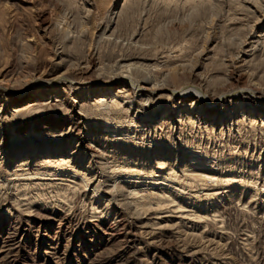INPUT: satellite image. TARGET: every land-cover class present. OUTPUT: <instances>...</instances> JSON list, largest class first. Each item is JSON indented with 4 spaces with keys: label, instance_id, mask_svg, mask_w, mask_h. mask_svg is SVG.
I'll return each mask as SVG.
<instances>
[{
    "label": "rangeland",
    "instance_id": "rangeland-1",
    "mask_svg": "<svg viewBox=\"0 0 264 264\" xmlns=\"http://www.w3.org/2000/svg\"><path fill=\"white\" fill-rule=\"evenodd\" d=\"M126 5L96 42L101 0H0V264H264V0ZM129 63L147 86L258 99L102 96Z\"/></svg>",
    "mask_w": 264,
    "mask_h": 264
},
{
    "label": "bare ground",
    "instance_id": "bare-ground-1",
    "mask_svg": "<svg viewBox=\"0 0 264 264\" xmlns=\"http://www.w3.org/2000/svg\"><path fill=\"white\" fill-rule=\"evenodd\" d=\"M130 1L131 0H123V2L120 1L122 3L119 4V3H117V0H101V6L100 7L103 9V13L106 16V19L104 22L106 24H104L103 28L98 30V33L96 35V42L102 38V36L105 34V32H107V28L109 26L108 23H110L113 20H114L113 22H115V21H119V20L123 19L124 15H126L124 13L125 12L124 8L128 6V5H126L128 2H129V7H130ZM126 9H129V8L127 7ZM99 10H101V9H99ZM90 12H91L90 9L86 10V14H85L86 17L89 16ZM253 38H254V40L256 39V43L258 41H261V40L263 41L264 30L261 31L256 36H254ZM257 44H259V42ZM94 50H95V48H94ZM94 50H90L87 54V58H88V65L86 66V67H88L87 69H90L92 66H94V64H93L94 57H95V51ZM86 71L85 70L81 71V69L77 70V71H71V72L65 71V72L55 76L51 81H43L42 80L40 82H44L45 84H48L50 86L49 87L50 91L51 90H57L58 86H61V85L67 86V87H73V86L79 87V85L84 82V76H86V74H85ZM130 72H138V73H140V72L144 73L145 72V73H147V72H149V70L147 69V66H144L142 64H137V63H129L126 65L120 66L118 68L117 72L115 74H113L108 81L105 80L106 82H103L104 81L103 80V81L98 82V83H101V85L103 86L102 87V90H103L102 96L107 95L109 92L113 91L117 85L121 84L120 90L117 91L115 94V97L121 98L120 100L125 99L126 98V97H124V96H126L125 93H127L130 90L136 91L140 96L155 97V96H166L167 95V96H171L174 99H178V100H182L183 98L190 97V98H192V100H196V99L201 100V102L204 105H208V106L217 105L221 101H223L227 98L228 99L234 98L243 92L247 93L253 99H258V97H257L258 92L256 90H253L252 88H244L243 87L242 89H238L237 91H231V92L224 93V94L220 95L218 98H216L215 100H210V98L199 87H183V88H179V89H169L165 85H161V84L160 85H156V84L152 85L151 84V86H147V84L141 80L132 79V77H130V75H129ZM96 81H93V80L89 81L87 83L88 84L87 86L94 85L96 83ZM7 91H8V89H7ZM11 94H12V97H14L13 95H16L15 96L16 98H14V99H17L18 101H21L22 99L25 98L22 94L12 93V91H11ZM261 98H262L261 101L264 103V97H261ZM119 103L120 102H117L118 108L120 106ZM176 107L177 106L174 105L172 107V110H176L177 109ZM241 111H242L241 112L242 114H244V115L246 114L250 118H258L259 119V118H262V116H263V113H261L257 109L248 110L247 108L242 107ZM200 115L197 116L198 120H203L204 123H209L213 127L219 126V125H225V126L229 125L228 124L229 120L226 123L227 120L226 121L225 120H219L217 118L207 117V115H205V116H202V114H200ZM163 116H165V114ZM166 118H170V117H166ZM155 122H156L155 118H146V119L141 120L138 123L142 126H149V125L154 124ZM42 156H44L45 161L49 162V159L52 156V154H51V152H46V153L42 154ZM36 158H37V155L32 154V155L26 157V159H25L26 161H24V162L27 163V162H29V159L33 160ZM52 161H54V160H52Z\"/></svg>",
    "mask_w": 264,
    "mask_h": 264
}]
</instances>
